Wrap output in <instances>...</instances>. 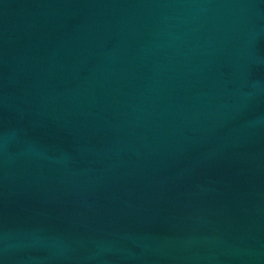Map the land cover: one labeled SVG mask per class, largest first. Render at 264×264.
<instances>
[{"label": "water", "instance_id": "obj_1", "mask_svg": "<svg viewBox=\"0 0 264 264\" xmlns=\"http://www.w3.org/2000/svg\"><path fill=\"white\" fill-rule=\"evenodd\" d=\"M0 264H264V0H0Z\"/></svg>", "mask_w": 264, "mask_h": 264}]
</instances>
